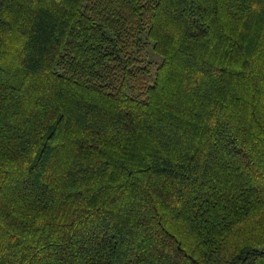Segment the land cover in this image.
Wrapping results in <instances>:
<instances>
[{"label":"trees","instance_id":"trees-1","mask_svg":"<svg viewBox=\"0 0 264 264\" xmlns=\"http://www.w3.org/2000/svg\"><path fill=\"white\" fill-rule=\"evenodd\" d=\"M0 264H264V0H0Z\"/></svg>","mask_w":264,"mask_h":264},{"label":"rangeland","instance_id":"rangeland-1","mask_svg":"<svg viewBox=\"0 0 264 264\" xmlns=\"http://www.w3.org/2000/svg\"><path fill=\"white\" fill-rule=\"evenodd\" d=\"M146 51L148 62H150L151 64H157L159 63V61H161V57L153 51L151 45L147 48Z\"/></svg>","mask_w":264,"mask_h":264}]
</instances>
